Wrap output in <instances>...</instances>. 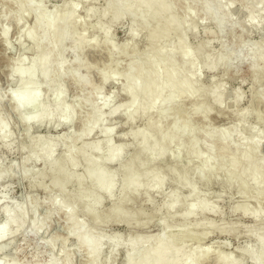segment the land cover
Wrapping results in <instances>:
<instances>
[{
    "label": "bare ground",
    "instance_id": "6f19581e",
    "mask_svg": "<svg viewBox=\"0 0 264 264\" xmlns=\"http://www.w3.org/2000/svg\"><path fill=\"white\" fill-rule=\"evenodd\" d=\"M9 1H13L16 6L17 21L21 22L24 15L28 12H32L34 15L33 24L31 26L27 24L24 25V28H21L22 30L20 31H22V35L32 43L36 51V55L29 63H27L28 61L25 63L26 58L24 55L19 56L16 58V62H13L14 64L8 75L9 80L11 78L16 79L15 87L12 88V90H10V88L8 90V92L10 91L8 93V98L11 101L12 107L14 111L16 110L20 114V120H22L28 129H31V124L37 125L40 124L41 121H44L52 128H58L59 126H67V128H70L75 118V112L74 108L66 103V89L62 80L67 75H70L73 79V84L82 89L89 87L91 83L88 77L80 76V73H77L81 67L87 66V64H85L86 62L75 60L73 64L74 67H71L70 64H67L64 52L69 50V46L81 48L91 46L94 48L96 44L91 42L93 39L89 41L88 38L87 41L84 39L85 36L83 33L80 32L81 34H78V32L76 34L74 30V26L78 22L74 14L77 12L78 6L81 5V3L79 2L80 4H78V2H76L78 0H66L48 12L45 7L46 11L44 10V5L40 4L43 0L39 2L43 9L37 5L38 3L36 4V0ZM83 1L85 2V0ZM182 1L186 2V0ZM244 1L246 0H243V2ZM201 2L204 3V9H201L205 12V14H202L205 15L207 19L210 18L212 20L221 37V34L227 30V22L234 21L231 19L233 17L232 14L230 15V10L233 6L232 3L224 5L221 0H198V3L201 4ZM263 2L262 0H247L246 3L244 2V8L248 10L247 17L245 16L247 25L250 24L259 29L264 28V10L262 11L260 9L261 3ZM175 3L172 0H111L102 8V11L100 10L101 17L109 16V23H115L125 16L131 17L128 39H125L122 44L123 50H126L129 44H132L130 42L136 38L139 26L142 28L147 22L149 23V20L154 21L153 19H156L159 21L154 28L146 29L147 33L145 36L151 40L150 47L140 54V59L130 62L127 65L126 72H124V83L121 84V89L127 99L114 108L112 107V109L105 114L103 107L113 99V91L107 96H103V98H106L100 105L93 103L91 96L92 94L101 92V89H103L102 84L101 86L99 85L100 87L98 88V85L95 86L96 89H92V91L85 96V102L91 106L90 114L88 118L82 122V127L80 131L75 134L74 138H87L95 133L100 134L102 138L98 140L94 138L91 141H85L77 146L76 149H74L73 146L66 145L67 149H65V152L62 154H56V149L60 141L65 138L64 135H35L29 137L31 138L29 140V145L22 144L20 146V150L24 152V156L22 157L23 162L26 163L31 160L34 162L40 161L43 163L42 166H45V169L49 170L51 174V180L49 182L51 183V189L57 192V196L53 197L49 202L50 210L52 212L58 211L64 213L65 224L69 226V235L71 234L73 236L77 247L81 250L83 249L87 254V264H114L119 248H124L126 251L124 264H203L204 261L210 257L212 249L210 248L211 245L210 247H205L202 246L201 243H203L202 241L205 240L213 230L239 237L240 234L238 235L237 230L240 229L234 227V225L238 227L237 223H233L234 225L231 223L232 225L229 224L227 226L226 224V226H219L217 223L214 224V221L210 223L211 220H201L197 217L200 214L206 213L220 214V207L218 209L216 207L217 205H214L212 201L210 202L209 198L206 197L208 194L205 195V193L202 192L204 189L201 190L199 184L201 186H206L212 179L219 184L223 181L233 182L235 180L241 189L240 194H244L247 184L250 181L249 184L252 183L258 187V191L256 192L257 195H255L256 199L264 196V187L260 186L264 173V160L262 161L258 157L260 156L258 151L262 140L259 139V133H257L258 131L255 130L254 127V130H252L253 134L250 133V135L247 134L248 136H241L243 130H245L244 111H240L236 114V122L234 121V124H231V126L229 124L228 128H222L216 131L203 130L207 142H204L207 144V151L203 153L201 149L199 150L200 147L198 148L199 143L197 138H190L191 136L186 138V136L188 137L189 134H193V131L195 132L197 129L190 124L188 120L189 116L179 120L180 117L178 118L177 115H173V117L170 115L173 125L171 124L172 122H170L167 130H165L166 128L163 130L162 125H160L162 123L160 120H162L163 117L169 116V109L173 107L175 104L174 102H177V98L182 94H187L190 101L195 99V103L196 99H198L201 104H198L199 109L197 111L199 112L201 107L199 113L203 116H208L211 112L210 107L213 105H217L222 110V105L225 102L224 100L228 92H225L228 86L224 90L221 83L214 84V79H211L212 82L209 86L201 85L200 75L203 69L210 70L214 73L220 65L229 60L232 56L231 51H228L229 53L226 54L220 53L219 51L212 57L209 54L210 52H207L208 49L206 48L207 51L205 50V46L210 41L208 39L207 41L201 40L200 43L191 46L187 38L190 36V33L196 32L195 29L197 25L195 22L197 21H194V18H192L195 14L194 16L192 15L193 9L191 10V8L185 10L187 12L185 16L178 14ZM193 4L195 5V3ZM86 6L87 9L85 11H87L86 14L89 17L93 16L95 12L99 10L95 6ZM243 22L244 20H241L242 25ZM233 25H235V21L232 23V26ZM25 26L27 27L25 28ZM95 26L104 36L103 40L107 43L106 45H108L106 48H108L110 57L113 56L116 49L114 48L115 46L109 44L111 25L103 26L102 24H96ZM141 28L139 29L141 30ZM8 30V27L4 26L1 28L0 32V40L3 45L7 47L9 46ZM173 36L175 39L174 42L171 41V43L169 41ZM94 39L96 40V38ZM160 40L166 41L167 43H159ZM67 44L69 46H67ZM250 45V53L253 56H258L257 60L251 62V68L257 70L259 63L262 62L264 69V42L251 43ZM144 61L146 64L143 63ZM116 71L115 74L113 72L101 73V81L104 85L106 82L115 79V75L117 74ZM259 73H264V70ZM121 75L123 76V72ZM37 76L41 78V82L37 79ZM258 76L257 79L262 80L261 78L263 76L261 78H258ZM255 77L253 76V78ZM257 79H253L255 80L254 82H257ZM222 80L223 79H221V81ZM43 87L45 88L43 90H46V93H48L47 96L50 95L53 98V103H49L48 100H46V96L43 97ZM228 95H230V93ZM229 97H231V95L226 97V101ZM233 99L235 102L234 104L240 103L241 94H236ZM148 100H150V102ZM144 101L150 106L143 105L144 108L142 106V102ZM160 102H162V104ZM163 102L165 103L164 105ZM166 102H168V104ZM177 104L179 105V103ZM224 105L226 106L225 103ZM196 107L197 106H195V108ZM155 108H157V112ZM181 109L182 108H180L179 111H181ZM152 110H155L154 114ZM117 113L125 115L126 122H133L135 119L137 120L138 117L145 118V123L142 127H137L136 129L134 128L123 133V136L128 135L131 138V143L124 141H120L116 144L113 143V138H111V136L114 128L104 125L107 114L112 117ZM182 114L184 115V113ZM256 129L258 128L256 127ZM249 130L250 129H248V132ZM232 132L239 134L240 142L236 144L232 143L230 139V134ZM243 133H245V131ZM176 139L190 140L188 144L185 142L183 143L188 146L187 150L189 153L187 151L186 153H188L191 159L187 158L186 153L181 150L175 151L173 154L171 153L172 155L169 152L167 154L166 146H171L172 142ZM12 142V133H9L7 123L0 116V143H3L6 147H10ZM218 142H220L219 147L221 148L218 149L222 151V153L220 152L221 154L217 156L216 153H213L215 151V149L213 151V146L215 147V143ZM130 145L136 146V150L133 155H131V158L124 160L125 151ZM178 146H180V144ZM181 146L183 147V145ZM230 148H232L233 154L231 151L232 157L229 156L231 159L229 162L227 160L228 166L224 169V165L222 164L225 160L223 161L221 156ZM166 157H169L171 161L175 163L186 157L187 171L175 174L171 169L158 170L154 167L156 161ZM194 159H199L201 161L199 166L196 164L195 167L193 166L192 161ZM213 159L216 161V166L213 165L214 162L211 164ZM113 162L122 163L121 169L119 170L121 172L120 192L117 200L114 201L109 208H103V210H101L100 205L103 202V198L113 197L116 188V172L108 168V165ZM81 163L84 165V169L81 172H76L75 169L79 167ZM221 169H224V173L221 175L223 178L218 175V173L221 174ZM41 170H39V172L37 171L38 174L35 172L34 176L37 174V176L40 175L41 178H46L44 176V170ZM190 170H195L197 173L199 184L198 180L196 183L193 179L189 178L188 171ZM249 170H251V172ZM245 172L248 173L246 177L248 179L243 180L240 179L241 177L238 178V174L239 176L241 174L243 176L246 174ZM168 173H170V179L171 175L173 177V185L176 183L175 188H184L186 192H181L180 194L178 193L180 189H174L172 186L173 190L167 193L164 196V200L149 212L145 211L142 207L133 208L128 206L129 201H132L140 192L146 194V202L152 203L153 198L150 195L151 191H162L166 182V174L168 175ZM9 175V170L6 167L0 170V180L5 179L6 176ZM26 176L28 177L27 173L25 174V177ZM44 180H38V183H35L36 180L34 181L32 178L30 181L31 186L40 184V187L42 186L43 189H47L49 183L47 185L44 184ZM71 181L77 182L78 191L76 190V193L66 188V185L68 183L70 184ZM241 197L243 196L241 195ZM242 199L239 203H235V206L233 205L234 212L240 211L244 216H249L253 219V225H249L248 228L245 229V234L251 235L255 239L258 250L257 253H254L249 247H245L242 249L241 255L250 256L256 264H264V232H261V230H258L259 227H256L261 223L260 217L263 213L262 209L264 205L256 208L250 204L253 201L255 202V199H251L253 201L249 198H244L246 201ZM247 199L251 202H247ZM2 207L3 208L0 209L3 215V219L0 221V248L11 236H16L21 230L29 228L26 230V232H28L31 228L34 234H38L45 225V223L41 224L37 221V217L34 213H32V217L30 216V220L27 219L25 208L19 201L17 203L15 201L12 205L5 204ZM80 207L83 208L86 215L90 217L96 226L113 222L122 223L130 227L146 228L150 221H153L154 217H156L157 213H160L162 209H164V216L159 221L161 228L158 232L144 234L131 231L127 236H123L121 233L109 235L90 229L91 227H88L86 221L81 218L78 219V217H76V211ZM176 217L179 218L178 227H175L172 223V220ZM27 221L28 226H26ZM47 230L48 226L42 231L43 234ZM182 236L191 238L195 241L194 244L183 245ZM54 241L55 237L48 243H52L53 245ZM214 258L218 264L239 263L238 260H232L229 253L228 255H221L219 253L216 255L214 254ZM2 260H0V264H20L17 258L5 262ZM64 261H66L64 264H73L70 257ZM47 264H61V262L52 260Z\"/></svg>",
    "mask_w": 264,
    "mask_h": 264
},
{
    "label": "rangeland",
    "instance_id": "374dc122",
    "mask_svg": "<svg viewBox=\"0 0 264 264\" xmlns=\"http://www.w3.org/2000/svg\"><path fill=\"white\" fill-rule=\"evenodd\" d=\"M66 0H43V2L40 0H36V4L38 6L44 5L48 12H50L55 6L58 4L65 2ZM88 1V2H86ZM111 0H85V2L82 0H78V4L81 3V5L78 6L77 12L74 14L75 19L78 21L77 24L74 26V30L76 31V34H81L85 36L84 39L88 41L92 40V43H96L94 45V48L91 46H87L85 48L81 47H70L69 50H66L67 52H64V57L67 60V64L73 66V64L76 61L80 62H86L87 66H83L78 70V74L80 76H85L90 79L91 85L87 88H80L76 87L75 84H73V79L70 77V75H67L65 78H63L62 83L65 86L66 89V103L69 104L74 108L75 112V118L72 123V126L70 128H67V126H59L58 128H52L50 125H47L44 121L40 124L34 125L31 124L30 128L20 120V114L12 107L11 101L8 98V90H12V88L16 85V79H10L8 78L10 69L13 66V62H16V58H18L21 55L25 56V63H29L30 60L36 55V51L32 45L31 42H29L24 35H22V30L24 28V25L31 26L34 22L33 17L34 15L32 12H28L24 15L21 22L16 20V6L13 1L9 0H0V32L2 27H8V47L3 45L2 41L0 40V116L8 125V131L9 133H12V144L10 147H6L3 143H0V170L3 168H7L9 170V176H6L5 179L0 180V209H2L5 204L16 203L19 201L21 204H23L27 219L30 220V216L32 217V213L35 214L37 217V221L39 223H45L44 227L38 234H34L33 231H31V228L28 232L26 230H21L18 232L19 234H16V236H11V238L3 243V246L1 245L0 248V258H4L2 260L3 262L12 260L13 258H17L20 262V264H47L51 262L52 260H58L61 262V264H64L66 261L65 259H71L73 264H87V254L83 249L81 250L79 247H77V244L75 242V239L70 234L69 235V226L65 224V216L63 212H52L50 210V200L57 196V192L53 189H51V186L49 183L51 180V174L49 173L48 169H45V166L43 167V163L38 161L34 162L33 160L28 162H23L22 157L24 156V152L20 150V146L23 144L29 145V140L32 136L35 135H64L65 138L60 141V143L57 146L56 154H62L65 152V149H67L66 145L73 146L74 149L77 148L81 143H84L85 141H91L92 139H100V134H92L90 137L87 138H80L75 139L74 136L77 134V132L80 131L82 127V122L88 118L90 114L91 106L85 102V96L92 91V89H96L95 86L100 87L102 84V88L100 93L92 94L91 100L93 103L101 104L103 100L106 98H103V96H107L110 92L113 91V99L106 104V106L103 107V110L106 114V112H109L112 107L114 108L119 103L125 101L126 95L121 89V84L124 83V72H126L127 65L132 62L133 60L140 59V54L151 45V40L146 38L145 34L147 33V28H154L159 21L156 19H153L154 21L149 20V23L147 22L144 28V26H139L141 30L138 28L137 36L134 40H132L129 44V47L126 50L122 49V44L125 39H128V29L129 25L131 23V17L125 16L123 19L115 22V23H109V16L101 17V11L102 8L105 7V5L110 2ZM176 5V10L178 11V14L185 16L187 12L185 10L193 9V16L195 24L197 25V28L195 29V33H190L187 38V41L191 46L196 45L197 43H200V41H209V43L205 46L208 49V53L213 57L215 56L219 51L220 53H229L228 51H231L232 56L229 58V60L220 65L217 70L213 73L210 70L203 69L201 71L200 75V83L204 86L211 85L212 80L215 82L214 84L221 83L222 88L227 92V96H230L228 100L226 101L225 97V104L226 106L222 105V110L217 105H213L210 107L211 112L208 116H203L197 110L198 104L200 105V101L195 99L190 101V98L188 99L187 94H182L177 98V102L175 101L173 107L169 109L168 113L169 116H166L163 120H160L162 123V129L167 130L170 122L173 125V121L171 119V116L177 115L179 120L184 119L185 117L189 116L188 120L190 121V124L193 125L194 128H197L195 132L193 131V134H189L191 136L190 138H197L199 143V150L201 149V152L207 151V142L205 139V133L204 131H216L220 130L222 128H228L229 124H234L233 122H236V118L238 112L244 111V124H245V133L242 132L241 136H248L253 134L252 130H257L259 133V139L262 140L258 154V156L262 161L264 160V73L260 74L259 72L263 71V63L260 62L257 70H253L251 68V62L254 60H257L258 56H253L250 53V44L253 43H261L264 42V28L259 29L257 27H253L252 25L246 23V17L248 14L247 8H244V4L247 2L242 0H221L224 5H228L232 3V8L230 10V15L232 14L231 19L235 21V25L232 26V23L234 21H228L227 22V30L221 34L220 37L219 32L216 30L214 23L209 18L207 19L205 15V12L202 10L204 9L203 5L204 3L201 2L198 3V0H186V2H183L182 0H172ZM185 1V0H184ZM195 1V2H194ZM197 1V2H196ZM200 1V0H199ZM250 1V0H249ZM252 1V0H251ZM264 0H262L263 2ZM40 2V4H39ZM80 2V3H79ZM195 3V5L193 3ZM226 2V3H225ZM230 2V3H229ZM234 2V3H233ZM86 5H91L92 7H96V12L93 16L89 17L85 11L87 8ZM201 5V6H199ZM197 6V7H195ZM41 7V6H40ZM263 7V8H262ZM42 8V7H41ZM42 8V9H43ZM44 8V10H45ZM197 8V9H196ZM202 8V9H201ZM244 8V9H243ZM199 9V11H198ZM203 11H201V10ZM236 9V10H235ZM262 11L264 10V2L261 3ZM101 10V11H100ZM46 11V10H45ZM99 11V12H98ZM235 11V12H234ZM98 12V13H97ZM233 12V13H232ZM97 13V14H96ZM186 13V14H185ZM264 13V11H263ZM100 14V15H99ZM202 15V16H201ZM77 16V17H76ZM246 16V17H245ZM73 17V18H74ZM91 19H89V18ZM205 17V18H204ZM245 17V18H243ZM261 18V17H260ZM99 20V22H98ZM210 20V21H209ZM238 20V21H237ZM241 20H244L243 25L241 23ZM96 21V23H95ZM101 22V23H100ZM104 22V23H103ZM106 23V24H105ZM231 23V24H230ZM237 23V25H236ZM94 24V25H92ZM96 24H102L103 26L111 25L110 30V38H109V44L115 46L116 52L113 56L110 57L107 43L104 42V36L100 32L99 29L95 26ZM105 24V25H104ZM155 24V25H154ZM23 26V27H22ZM95 26V28H94ZM232 26V27H231ZM27 26H25L26 28ZM22 28V29H21ZM230 29V30H229ZM259 29V30H258ZM216 30V31H215ZM145 31V32H144ZM81 32V33H80ZM85 32V33H84ZM250 33V34H249ZM20 35V36H19ZM19 36V38H18ZM22 36V37H21ZM24 36V37H23ZM212 36V37H211ZM17 37V38H16ZM21 37V41H20ZM87 37V38H86ZM23 38V39H22ZM96 38V40L94 39ZM221 38V39H220ZM1 39V36H0ZM18 39V40H17ZM174 36L170 39L169 42H174ZM111 40V41H110ZM255 40V41H254ZM20 41V42H19ZM96 41V42H95ZM167 43L166 41L160 40L159 43ZM172 43V42H171ZM164 44V43H163ZM136 47V48H133ZM122 49V51H121ZM118 50V51H117ZM120 51V52H119ZM217 51V52H216ZM215 53V54H214ZM113 57V58H112ZM144 64L145 61L143 62ZM74 67V66H73ZM117 70V71H116ZM253 70V72H252ZM115 79L112 81H108L103 84L101 81V73H114ZM123 72V76L121 75ZM226 74V75H225ZM225 75V76H224ZM262 77L260 79H257ZM253 76L255 78H253ZM38 77V76H37ZM70 77V78H69ZM41 82V78H37ZM221 79H223L221 81ZM257 79V82H254ZM220 80V81H219ZM217 81V82H216ZM219 81V82H218ZM225 83H224V82ZM102 82V83H101ZM223 82V83H222ZM225 84V85H224ZM100 85V86H99ZM104 85V86H103ZM45 89L44 87L42 90ZM228 89V90H227ZM45 92V95H44ZM230 93V95H228ZM241 94V100L240 103L234 104V97L236 94ZM46 93V90H43V97L46 96V100H48L49 103H53V98ZM181 98V99H180ZM51 99V100H50ZM198 100V102H197ZM150 102V100H148ZM165 102V101H164ZM163 102V105L165 104ZM228 102V103H227ZM162 104V102H160ZM168 104V102H166ZM179 103V105L177 104ZM206 103V102H205ZM72 104V105H71ZM147 104V105H146ZM208 104V103H207ZM74 105V106H73ZM150 106L145 101L142 102V106ZM159 105V104H157ZM170 105V104H169ZM178 109H176V106ZM206 105V104H205ZM171 106V105H170ZM182 106V107H181ZM195 106H197L195 108ZM144 107V106H143ZM181 111L180 110V108ZM145 108V107H144ZM245 108V109H244ZM157 108H155L156 110ZM196 109V110H195ZM226 111H225V110ZM243 109V110H242ZM155 110L153 111V114L155 113ZM183 110V111H182ZM196 113H194L195 111ZM157 112V110H156ZM228 112V113H227ZM258 112V113H257ZM184 113V115L182 114ZM187 115H186V114ZM194 113V114H193ZM225 114V115H224ZM260 114V115H259ZM262 114V115H261ZM202 115V116H201ZM108 116V117H107ZM106 119L104 121V125L106 127H113V134L111 138H113V143H118L120 141L124 142H130L131 138L127 136H123V133L128 132L131 129H136L137 127H142L145 123V118L138 117V119L134 120L133 122H126L125 115L121 113H117L114 116L110 117V115L107 114ZM201 116V117H200ZM260 116V117H257ZM205 117V118H204ZM112 118V119H111ZM168 118V119H167ZM259 118V119H258ZM171 119V120H170ZM113 120V121H112ZM120 120V121H119ZM181 122V121H180ZM171 125V126H172ZM181 125V123H180ZM170 126V127H171ZM161 127V126H160ZM204 127V128H203ZM254 127V129H253ZM256 127L258 129H256ZM207 129V130H204ZM248 129L249 132H248ZM204 130V131H203ZM11 131V132H10ZM192 133V132H191ZM248 134V135H247ZM11 135V134H10ZM230 139L232 143L240 142V136L236 132H232L230 134ZM124 139V140H123ZM176 139L172 142V145H168L167 148V154L168 152L173 154L175 151H183L186 153V151L189 153L188 146V139ZM177 141V142H176ZM185 142V143H183ZM206 142V143H204ZM183 143V144H182ZM190 143V142H189ZM180 144V146H178ZM183 145V147L181 146ZM185 145V146H184ZM27 146V145H26ZM220 142L215 143V147L213 146V153H216L217 156L222 153L219 149ZM136 146H128L125 154H124V160H127L131 158L133 153L135 152ZM219 148V149H218ZM169 149V150H168ZM230 150V151H229ZM225 151L221 156L223 162L222 165H224V169L226 166H228V162L232 157L231 151L232 148ZM217 151V152H216ZM221 152V153H220ZM186 153L187 158H190V156ZM207 153V152H206ZM227 153V154H226ZM169 154V155H170ZM171 154V155H172ZM215 154V156H216ZM233 154V151H232ZM168 155V156H169ZM230 156V157H229ZM187 158H182L179 160V162H173L169 157H166L162 160L156 161L154 164V167L158 170H165V169H171L173 173L180 174L183 173L186 170V160ZM225 158V159H224ZM80 159V158H79ZM191 159V158H190ZM81 160V159H80ZM199 159H194L192 161L193 166L195 167V164L197 166L200 165L201 161ZM216 160V158H215ZM214 159L211 161V164L214 162L213 165L216 166V161ZM228 160V162H227ZM181 161V162H180ZM189 161V160H188ZM122 162V161H121ZM227 162V163H226ZM264 162V161H263ZM122 163L113 162L112 164L108 165L109 169L115 170L116 172V188L113 194V197H104L103 202L100 205V209L103 210L109 208L114 201L117 200L119 192H120V186H121V172L119 171L121 169ZM161 166V167H160ZM167 166V167H166ZM196 166V167H197ZM169 167V168H168ZM161 168V169H160ZM44 170L45 177H42L40 175L37 176V171ZM84 169V165L81 163L79 167L75 169L76 172H81ZM224 169L220 171L221 174L218 175L221 176L222 173H224ZM41 170V171H42ZM170 170V173H171ZM252 170V168H251ZM251 170H249L251 172ZM36 176H34V173ZM28 174V177H25V174ZM170 173L168 175L166 174V182L163 186L162 191L152 190L150 195L153 198V202L149 203L146 202V194L144 192H140L139 195H136L132 201L128 203L129 207L133 208H144L145 211L149 212L153 210L157 205H159L163 200L164 196L172 191V186L174 189L179 190L178 193L181 194L186 192V189L184 188H175V185H173L172 175L170 179ZM190 175H189V174ZM189 178L193 179L194 182L197 183L198 175L195 172V170L188 171ZM246 174L242 176V174L238 178L240 179H248L247 172ZM47 174V175H46ZM172 174V173H171ZM35 178H34V177ZM207 176V175H205ZM218 176V177H219ZM38 177V178H37ZM245 177V178H244ZM35 181V183H38L39 181H43L44 184H48L49 190L46 188L43 189V187H40V184L31 186V180ZM223 178V176H221ZM38 179V180H37ZM247 182V181H246ZM250 182V181H249ZM247 184V188L244 192V194L241 193V189L239 188V185L235 180L232 181H223L221 184L218 182H214V179L211 180V182L208 185L201 186L198 184L199 187L204 189L202 192L208 194L206 197L209 198L210 202L212 201L214 205H217L216 207L219 209L220 207V214L215 213H206V214H200L197 217L199 219H204L206 221H214V224H218L219 226H223L227 224H236L234 225L235 228L240 229L238 231V235L240 236L235 237L230 234L226 233H220L218 230H213L210 235L203 240L201 243L202 246H209L211 245V255L209 258H207L203 264H218L215 261L214 254H221V255H228V253L231 255L232 260H238V264H256L253 258L250 256H242L241 252L242 249L245 247H249L254 253H257L258 245L255 239L251 235H246L245 229L248 228L249 225H253L254 221L249 216H244L240 211L234 212V206L235 203H239L241 199L246 201L244 198L255 199L256 201H249L247 199V202H249L251 205H253L256 208L262 207L264 205V196H262L259 199H256L255 195H257L258 187L253 185L252 183ZM237 183V184H236ZM30 185V187H29ZM264 187V173L262 175V183L261 185ZM34 187V188H33ZM66 188L68 190H72L73 192L78 191V185L77 182L71 181L70 184L68 183L66 185ZM48 192H47V191ZM77 190V191H76ZM119 190V191H118ZM256 193V194H255ZM241 195L243 197H241ZM253 197V198H252ZM263 198V199H262ZM258 200V201H257ZM261 200V201H259ZM49 203V204H48ZM255 203V204H254ZM257 204V205H256ZM234 205V206H233ZM252 206V207H253ZM263 213L260 217V225H257L256 227H259L258 230H261V232H264V206H263ZM2 210H0V221L3 219ZM51 212V213H50ZM78 219H82L87 222L88 227H91L90 229L106 233L109 235L115 234V233H121L123 236H127L128 234L132 232H138V233H144V234H151L158 232L161 228L160 219L164 216V209L158 212L156 217H154L153 221L146 226V228L141 227H135V226H125L122 223H105L101 224L99 226H96L90 217L86 215L83 208L80 207L76 211ZM64 219V220H63ZM174 221V222H173ZM179 218H175L172 220L173 225L175 227H178ZM258 223V224H259ZM28 226V221L26 223ZM231 224V225H232ZM46 226H48V230L44 232L43 230L46 229ZM246 227V228H245ZM26 228V227H25ZM244 228V229H243ZM263 228V229H262ZM24 231V232H23ZM32 232V233H30ZM52 235V236H51ZM60 235V236H59ZM174 235V234H173ZM178 236V235H177ZM176 236V237H177ZM51 237V238H50ZM55 241L52 245L50 242L51 239H54ZM182 244L183 245H191L194 244V240L187 236H182ZM47 238V239H46ZM57 238V239H56ZM49 239V241H48ZM66 244V245H65ZM65 247V248H64ZM64 248V249H63ZM72 248V249H71ZM125 250L124 248H119L116 254V259L114 264H124L125 260ZM215 252V253H214ZM218 252V253H216ZM68 253V255H67ZM2 256V257H1ZM14 256V257H13ZM87 256V257H86ZM57 257V258H56ZM55 258V259H54ZM264 260V259H263ZM64 261V262H63Z\"/></svg>",
    "mask_w": 264,
    "mask_h": 264
}]
</instances>
